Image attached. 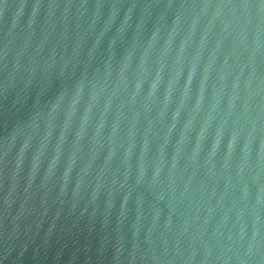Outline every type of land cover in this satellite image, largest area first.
Here are the masks:
<instances>
[{
	"label": "water",
	"instance_id": "obj_1",
	"mask_svg": "<svg viewBox=\"0 0 264 264\" xmlns=\"http://www.w3.org/2000/svg\"><path fill=\"white\" fill-rule=\"evenodd\" d=\"M0 96L121 264H264V0H2Z\"/></svg>",
	"mask_w": 264,
	"mask_h": 264
},
{
	"label": "snow or ice",
	"instance_id": "obj_2",
	"mask_svg": "<svg viewBox=\"0 0 264 264\" xmlns=\"http://www.w3.org/2000/svg\"><path fill=\"white\" fill-rule=\"evenodd\" d=\"M0 2H2V0H0Z\"/></svg>",
	"mask_w": 264,
	"mask_h": 264
}]
</instances>
